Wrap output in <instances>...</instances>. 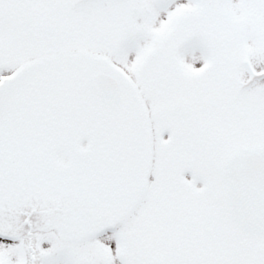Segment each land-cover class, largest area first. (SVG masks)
I'll use <instances>...</instances> for the list:
<instances>
[{
  "label": "snow or ice",
  "instance_id": "6c2138e0",
  "mask_svg": "<svg viewBox=\"0 0 264 264\" xmlns=\"http://www.w3.org/2000/svg\"><path fill=\"white\" fill-rule=\"evenodd\" d=\"M0 264H264V0H0Z\"/></svg>",
  "mask_w": 264,
  "mask_h": 264
}]
</instances>
